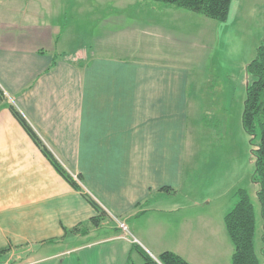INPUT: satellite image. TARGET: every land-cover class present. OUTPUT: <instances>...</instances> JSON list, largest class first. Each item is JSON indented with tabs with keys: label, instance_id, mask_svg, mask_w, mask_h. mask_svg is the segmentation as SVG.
Returning <instances> with one entry per match:
<instances>
[{
	"label": "crops",
	"instance_id": "crops-1",
	"mask_svg": "<svg viewBox=\"0 0 264 264\" xmlns=\"http://www.w3.org/2000/svg\"><path fill=\"white\" fill-rule=\"evenodd\" d=\"M129 1L104 9L98 34L81 25V13L95 9L77 0L70 9H0V250H8L0 264H142L141 251L220 264L212 210L223 206L199 213L184 191L198 63L217 21L150 2L124 8ZM258 13L264 0H233L228 20L217 23L228 25L221 38L260 33ZM87 196L106 213L98 227ZM222 211L219 223L230 212Z\"/></svg>",
	"mask_w": 264,
	"mask_h": 264
},
{
	"label": "rangeland",
	"instance_id": "rangeland-1",
	"mask_svg": "<svg viewBox=\"0 0 264 264\" xmlns=\"http://www.w3.org/2000/svg\"><path fill=\"white\" fill-rule=\"evenodd\" d=\"M47 1L5 0L0 4V9H70L66 3L75 2V0ZM77 1L81 2V9L86 11L95 9L93 16L91 12L86 13V19H84V11L81 13V25L91 28L96 34L99 32V24L102 23L101 19L107 16L104 9H122L120 4L122 0ZM146 2L163 5L150 0H132L124 8L148 9L144 6ZM62 17L63 21L68 19L71 22V17L67 14H63ZM258 18L263 27L260 33L259 31H255L256 35L243 33L244 36L236 37L235 41L231 33L225 41L221 38L223 29H228V25L212 22L217 37L214 38V43L210 42L207 53L203 56L204 59H201V63L199 60L198 63L199 72L203 71V76L198 78L197 108L193 107L195 116L190 123L184 191L192 195V199L197 202L199 213L202 211L205 214L212 210L215 204H222L226 211H231L237 203L238 190H246L255 207L256 251L261 264H264V257L261 254L264 222L257 198L258 185L252 180L256 170L253 151L257 149L261 136L259 132L252 145L251 138L242 123L249 80L245 66L242 67L241 64L244 62L248 64L254 60L257 48L264 41V15L258 13ZM200 52L198 49L199 55ZM70 175L73 178L74 174ZM223 207L219 211L212 210L215 213V231L212 240L218 253L216 259L220 256V264H232L235 247L225 222L219 223V219L223 216L221 215ZM171 217L173 220L176 219L175 216Z\"/></svg>",
	"mask_w": 264,
	"mask_h": 264
},
{
	"label": "trees",
	"instance_id": "trees-1",
	"mask_svg": "<svg viewBox=\"0 0 264 264\" xmlns=\"http://www.w3.org/2000/svg\"><path fill=\"white\" fill-rule=\"evenodd\" d=\"M179 10H186L191 13L202 15L210 20L226 22L229 17L231 3L233 0H150ZM246 74L249 85L246 89V101L242 116V123L245 131L251 138V144L260 132L261 140L257 149L253 151L256 162L255 174L252 177L253 183L258 185L257 198L261 205V216L264 222V41L257 50V55L246 67ZM0 90V97H2ZM13 116L24 128L27 134L33 139L45 157L55 169L77 190H82L80 185L71 177L64 167L55 159L52 153L42 143L35 131L28 124L23 115L14 107H10ZM80 178V177H79ZM169 190V189H167ZM88 201L98 212V215L91 219L90 224L98 227L106 216V213L90 197ZM225 224L229 237L235 247L232 256V264H261L256 251L257 219L254 204L250 195L244 189L237 192V203L226 215ZM84 230L83 225L72 229L71 232L78 233ZM87 231V228H85ZM261 254L264 257V228L262 235ZM8 250L1 249L0 256ZM143 257L142 264H190L181 256L166 251L160 254L158 261L147 254L140 252Z\"/></svg>",
	"mask_w": 264,
	"mask_h": 264
},
{
	"label": "built area",
	"instance_id": "built-area-1",
	"mask_svg": "<svg viewBox=\"0 0 264 264\" xmlns=\"http://www.w3.org/2000/svg\"><path fill=\"white\" fill-rule=\"evenodd\" d=\"M74 180L79 184L80 183V178L78 177V175H73ZM81 184V183H80ZM119 225V229L125 234L127 235L129 233L128 228L126 226L125 223L119 221L118 219H115Z\"/></svg>",
	"mask_w": 264,
	"mask_h": 264
},
{
	"label": "water",
	"instance_id": "water-1",
	"mask_svg": "<svg viewBox=\"0 0 264 264\" xmlns=\"http://www.w3.org/2000/svg\"><path fill=\"white\" fill-rule=\"evenodd\" d=\"M249 85V83L247 84V86ZM156 259V258H155ZM158 261V259H156Z\"/></svg>",
	"mask_w": 264,
	"mask_h": 264
}]
</instances>
